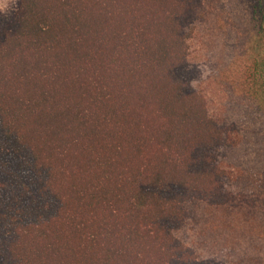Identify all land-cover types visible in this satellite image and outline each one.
<instances>
[{
  "label": "trees",
  "instance_id": "trees-1",
  "mask_svg": "<svg viewBox=\"0 0 264 264\" xmlns=\"http://www.w3.org/2000/svg\"><path fill=\"white\" fill-rule=\"evenodd\" d=\"M194 220L264 243V0H0V264L263 253Z\"/></svg>",
  "mask_w": 264,
  "mask_h": 264
},
{
  "label": "rangeland",
  "instance_id": "rangeland-1",
  "mask_svg": "<svg viewBox=\"0 0 264 264\" xmlns=\"http://www.w3.org/2000/svg\"><path fill=\"white\" fill-rule=\"evenodd\" d=\"M200 33L197 32L191 40L192 56L195 59H202L205 53V44ZM258 232L260 231L256 228L246 230L235 228L231 231V227L225 228L219 220H203V222L194 220L181 230L179 236L187 243L197 246L205 254L214 251L222 252L227 246H235L233 247L234 250L231 249L232 247L227 248L228 251H231L235 258L237 255L239 257L243 255L248 259L249 257L256 258L257 255H252L253 252L257 253L258 250L262 249L263 253H260L258 260L253 264H264V243L257 237ZM238 248L242 249L244 253Z\"/></svg>",
  "mask_w": 264,
  "mask_h": 264
}]
</instances>
